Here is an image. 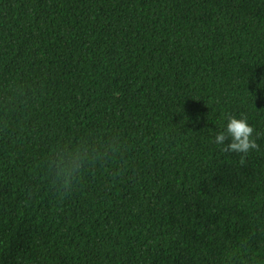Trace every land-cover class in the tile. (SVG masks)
Instances as JSON below:
<instances>
[{
    "label": "trees",
    "instance_id": "1",
    "mask_svg": "<svg viewBox=\"0 0 264 264\" xmlns=\"http://www.w3.org/2000/svg\"><path fill=\"white\" fill-rule=\"evenodd\" d=\"M0 264H264V0H0Z\"/></svg>",
    "mask_w": 264,
    "mask_h": 264
},
{
    "label": "clouds",
    "instance_id": "2",
    "mask_svg": "<svg viewBox=\"0 0 264 264\" xmlns=\"http://www.w3.org/2000/svg\"><path fill=\"white\" fill-rule=\"evenodd\" d=\"M253 129L244 118L229 116L221 130L214 134L212 142L223 151L246 153L256 147L252 140ZM229 141L225 144V141Z\"/></svg>",
    "mask_w": 264,
    "mask_h": 264
}]
</instances>
